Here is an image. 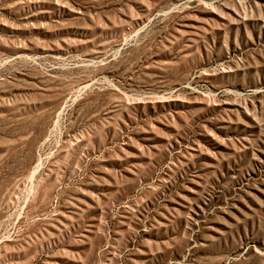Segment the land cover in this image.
Returning <instances> with one entry per match:
<instances>
[{
    "label": "rangeland",
    "instance_id": "obj_1",
    "mask_svg": "<svg viewBox=\"0 0 264 264\" xmlns=\"http://www.w3.org/2000/svg\"><path fill=\"white\" fill-rule=\"evenodd\" d=\"M0 264H264V0H0Z\"/></svg>",
    "mask_w": 264,
    "mask_h": 264
}]
</instances>
